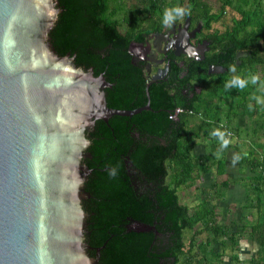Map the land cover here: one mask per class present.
Here are the masks:
<instances>
[{
    "label": "water",
    "instance_id": "water-1",
    "mask_svg": "<svg viewBox=\"0 0 264 264\" xmlns=\"http://www.w3.org/2000/svg\"><path fill=\"white\" fill-rule=\"evenodd\" d=\"M79 6L0 0V264H172L183 208L159 184L192 86L171 51L140 85L129 54L69 40Z\"/></svg>",
    "mask_w": 264,
    "mask_h": 264
},
{
    "label": "trees",
    "instance_id": "trees-1",
    "mask_svg": "<svg viewBox=\"0 0 264 264\" xmlns=\"http://www.w3.org/2000/svg\"><path fill=\"white\" fill-rule=\"evenodd\" d=\"M218 2L219 5L215 7L205 0H79L78 18L74 19L75 26L68 35L69 40L77 42H84L94 36L101 43H110L109 49L129 54L128 63L140 70V85H146L145 65L137 63L129 52L131 42H143L149 33L154 30L161 31L168 26L163 23V13L176 6L185 9V17L204 21L203 29L211 40V52L206 54L204 61L195 62L190 67V86L195 99L191 100L189 109L175 114L178 123H182L180 129L185 133L177 130L173 140V155L162 159L164 174L159 185L165 186L167 191L174 189L171 192L173 201L176 207L183 208L176 217V226H181V220L185 222L183 227L178 228L180 245L172 264H216L209 257L218 253L213 251L212 255L205 254L202 250L209 251V248L224 246L230 242L233 244L235 241L233 232H229L231 226L220 224L216 207L207 205L208 200L215 199L217 192L212 190L213 194L208 199L191 207L182 203L178 195L179 188L188 186L201 173H207L212 166H216L218 174L224 171L227 147L230 148L232 144L229 143L226 148L221 149L218 139L211 133L220 129L228 133L227 138L231 140L243 128L248 130L249 127L239 124V116L250 118L254 135L264 132V116L255 118L257 113H264V104L252 100L250 94L259 81L257 84L249 83L243 90L225 88L226 81L235 75L248 78L249 74H257V66L264 70V4L262 0ZM228 12L231 16L227 20ZM216 23L222 27H217ZM239 52L244 55L237 59L240 64L236 65L235 55ZM210 63L223 66L226 71L209 74L207 71ZM232 66L236 68L234 73L229 71ZM194 84L200 87L199 92ZM203 91L207 92L208 98L202 97ZM213 97L217 99L213 101ZM249 104L252 105L251 110ZM175 109L177 108H174V113ZM199 138L210 140L206 145V153L201 156L193 149L196 139ZM250 153L251 147L248 154L237 151V157L239 163L254 167L251 177L256 180L257 186L251 187L250 191L257 196L263 191L259 184L264 182V159L253 164ZM228 179L220 183L226 186L225 184H229ZM210 186L214 188L215 182ZM205 191L207 188L202 187L199 193ZM198 224L200 228L196 229ZM186 229L192 231L187 243L184 240ZM203 231L212 234H208L205 241L198 242L197 239ZM249 232V237L259 245L257 253L249 259V264H264V223H255Z\"/></svg>",
    "mask_w": 264,
    "mask_h": 264
},
{
    "label": "rangeland",
    "instance_id": "rangeland-1",
    "mask_svg": "<svg viewBox=\"0 0 264 264\" xmlns=\"http://www.w3.org/2000/svg\"><path fill=\"white\" fill-rule=\"evenodd\" d=\"M133 0H129V2H132ZM209 3L211 2L213 6L217 7L219 5L218 0H205ZM264 4V0H262ZM231 16V13L228 12L226 14V19L228 20ZM217 27H222L219 24H215ZM135 48V44H132L131 50ZM257 74L260 77L259 84L256 87L255 90L251 91V99L252 97H259L264 99V70L261 69L259 66H257ZM203 98H208L209 95L207 92L203 91ZM217 99L216 97H213V101ZM254 100V99H252ZM256 100V99H255ZM257 102V101H256ZM222 103V102H221ZM212 115V114H210ZM260 116H264V113L261 112L260 114L257 113L255 118H260ZM250 118L246 116H239V124L244 127H249L248 130H245L244 128L238 133L235 134V136L230 140L232 146L230 148L227 147V152L225 155L224 163H225V169L222 173L218 174L216 166H212L210 170L207 173H201L200 176L194 179L193 182H191L188 186L182 187L178 189V195L179 199L182 203L188 204V206H193L194 204H197L198 202H201V200L208 199V196L213 194L211 191L217 192V194L214 196L215 199H210L207 202V205H214L216 207V211L218 213V222L220 224H227L228 226H231L229 229V232L234 234L235 241L232 244L230 242L224 246H215L213 249L209 248V251H205V254H211L212 252L216 251L218 253L209 257L210 261H214L213 263L216 264H249V260L251 256H254L258 250V243L249 237V235H243L238 234V226L242 225V228L248 227L249 225H253L255 222H257V218L254 215L253 218H248L250 222L247 220H241L242 218H247V213H244V216L241 218L240 216V210H237L234 206H229L228 203H235L237 206L240 202L243 201V198L248 196L246 200L243 203V206H248L250 202V197L252 196V192L250 191V186L244 187L239 186L240 177L238 175H241V167L247 168L245 163L241 164L238 162V159L234 163V158L237 157V151H242L248 154V144L252 141V138L254 136V130L253 125L250 124ZM210 140L199 138L196 139V143H194V150L197 152V154L204 155L208 149L206 145L209 144ZM211 147V146H209ZM234 147V148H233ZM240 167V169H239ZM229 178V179H228ZM228 179L229 184H221L220 182ZM231 180V182H230ZM249 181V179L247 180ZM216 186L214 188H211V184L214 183ZM236 182V183H235ZM235 183V184H234ZM234 185V186H233ZM202 187H206L207 191L205 193H199V191L202 189ZM246 190V191H245ZM199 193V194H198ZM234 204V205H235ZM246 210V209H244ZM240 218V219H239ZM259 220V219H258ZM239 226V227H240ZM200 228V224L196 226V229ZM185 236L184 240L187 243L189 240V236L192 234V231L189 229L184 230ZM209 234L211 236L212 233H208V231H203L200 234V237L197 239L199 241H205L206 236ZM256 242V243H255ZM200 244V243H199ZM208 250V249H207ZM210 256V255H209ZM211 263V262H209Z\"/></svg>",
    "mask_w": 264,
    "mask_h": 264
},
{
    "label": "flooded vegetation",
    "instance_id": "flooded-vegetation-1",
    "mask_svg": "<svg viewBox=\"0 0 264 264\" xmlns=\"http://www.w3.org/2000/svg\"><path fill=\"white\" fill-rule=\"evenodd\" d=\"M203 26L204 21H195L189 16H183L177 19L174 23L165 26L161 31L154 30L153 32L149 33L145 36L143 42L132 41L130 45L135 44V48L131 50V55L134 57L137 63H144V74L146 81L148 80V77L157 74L159 71L161 72L165 69V73L161 78L163 79L168 72V64L166 60H162L159 63H156L150 62L147 59L149 51H152L156 60H161L162 57L165 56V53L167 51H171L174 63L177 65L175 73V83H185L190 86V83L192 82L191 74L189 71L190 67L193 66L195 62L198 63L201 60L204 61L206 58V54L211 52V40H209L205 35V29H203ZM183 37H186V39H188V43L186 46L181 48L176 43ZM188 45H191L193 48L196 47L198 49V51H193L191 48L190 51L193 56H190L187 52L185 53V51L189 49ZM200 50L203 51V56L199 53ZM211 65L216 66L217 64L210 63L208 65V68ZM194 88L198 92L201 90L200 87L196 84H194Z\"/></svg>",
    "mask_w": 264,
    "mask_h": 264
},
{
    "label": "crops",
    "instance_id": "crops-1",
    "mask_svg": "<svg viewBox=\"0 0 264 264\" xmlns=\"http://www.w3.org/2000/svg\"><path fill=\"white\" fill-rule=\"evenodd\" d=\"M252 140H256L255 142L257 144L254 141H251L248 144V148L250 149V147H251L250 155H251L252 163L257 164L264 159V132H261L257 136L254 135ZM253 168H254L253 166H247V168L241 167V169L239 167V169L241 170V173L243 171V173L241 175H238V177H240V181H241V182H239V186H243V189H245L244 187H247V186H250V187H253V186L256 187L257 186L256 180L251 177L254 173L253 171H251ZM248 179H249V181H247ZM259 188H262V190H263L262 193H259V195H257V196H256V194L252 193V196L250 197V202H249L248 206H243V203H242L246 200V198H248L247 194L243 198V201L240 202L238 206L235 203L232 204L231 202L228 203V205H226V206H228V208H230L229 206H232V207L234 206L235 208H237V210H240L241 218L244 216V213L246 212L248 214L247 218H242L241 220H247L248 222H250L248 220V218L254 219L253 216L255 215L257 218V222H259V223L263 222L264 223V182H261V184H259ZM244 209H246V210H244ZM257 222H255V223H257ZM239 226H238V228H239L238 234H243L246 236L249 235V233H250L249 231L252 229V224L249 225L248 227H245V228H242V225L240 227ZM258 249H259V247H258Z\"/></svg>",
    "mask_w": 264,
    "mask_h": 264
},
{
    "label": "clouds",
    "instance_id": "clouds-1",
    "mask_svg": "<svg viewBox=\"0 0 264 264\" xmlns=\"http://www.w3.org/2000/svg\"><path fill=\"white\" fill-rule=\"evenodd\" d=\"M184 15H185V9L180 6H176L172 9H166L163 13L162 20L165 25H170ZM229 71L233 73L236 72L235 66L230 67ZM259 80L260 77L258 74H249L248 78H242L240 75H235L231 77V79L226 81L225 88L227 89L236 88L239 90H243L244 88L247 87L249 83L257 84ZM252 99H256L258 104H264V99L262 98L254 96L252 97ZM248 107L250 110L252 109L251 104H249ZM169 118L171 119L172 117L170 116ZM211 135L218 139L221 149L226 148L229 145V143H231V141L227 138L229 134L224 131H221L220 129H215L211 133ZM237 159H239V157H235L233 162L235 163ZM109 174L111 176H115L117 174L116 169H111Z\"/></svg>",
    "mask_w": 264,
    "mask_h": 264
},
{
    "label": "built area",
    "instance_id": "built-area-1",
    "mask_svg": "<svg viewBox=\"0 0 264 264\" xmlns=\"http://www.w3.org/2000/svg\"><path fill=\"white\" fill-rule=\"evenodd\" d=\"M181 109H175V114L178 113ZM263 175H264V171H263Z\"/></svg>",
    "mask_w": 264,
    "mask_h": 264
}]
</instances>
